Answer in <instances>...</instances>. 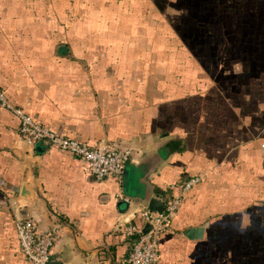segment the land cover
<instances>
[{
	"label": "crops",
	"instance_id": "0c3cea01",
	"mask_svg": "<svg viewBox=\"0 0 264 264\" xmlns=\"http://www.w3.org/2000/svg\"><path fill=\"white\" fill-rule=\"evenodd\" d=\"M198 3L0 0L10 104L56 133L131 148L126 182L94 180L71 152L22 141L0 105V264H32L18 208L55 232L50 260L126 264L138 210L190 176L158 263L264 264V0H220L215 22Z\"/></svg>",
	"mask_w": 264,
	"mask_h": 264
},
{
	"label": "built area",
	"instance_id": "2783aa9c",
	"mask_svg": "<svg viewBox=\"0 0 264 264\" xmlns=\"http://www.w3.org/2000/svg\"><path fill=\"white\" fill-rule=\"evenodd\" d=\"M0 105L15 113L19 118V138L27 144L37 140L45 141L56 150H67L87 164L89 176L94 180H102L115 176L119 180L126 161L131 156V148L121 146L116 142L99 140L93 145L76 138L56 133L46 125L14 107L7 100L0 87ZM264 148V142L260 144ZM197 176L186 177L178 182L170 183V190L161 210H138L139 223L129 225L126 233L130 236V245L125 256L126 264H159L158 234L170 224L171 215L177 209L182 194L197 181ZM148 228L143 232L142 227ZM16 241L19 250L26 260L32 264H48L50 247L55 239V232L50 229H40L30 217L19 218L14 215Z\"/></svg>",
	"mask_w": 264,
	"mask_h": 264
},
{
	"label": "water",
	"instance_id": "95a60500",
	"mask_svg": "<svg viewBox=\"0 0 264 264\" xmlns=\"http://www.w3.org/2000/svg\"><path fill=\"white\" fill-rule=\"evenodd\" d=\"M122 176H123L124 182H126V170H125V167L123 168ZM20 193L21 194H25V193H27V190L24 187H21L20 188ZM162 206H163V202L160 201V200H157L155 198H149L148 201H147V208L148 209L161 210L162 209ZM16 211H17L16 212L17 213L16 214L17 217H19V218H25V217H27L25 215V211H24L23 208H18ZM147 228H148V224L145 223L143 225V227H142V231L144 232ZM201 231H202V227L195 226V227H189V228H187L184 233L188 237H191L193 235L199 236L200 233H201ZM48 264H60V262L57 261V260H49L48 261Z\"/></svg>",
	"mask_w": 264,
	"mask_h": 264
},
{
	"label": "rangeland",
	"instance_id": "374dc122",
	"mask_svg": "<svg viewBox=\"0 0 264 264\" xmlns=\"http://www.w3.org/2000/svg\"><path fill=\"white\" fill-rule=\"evenodd\" d=\"M193 1V0H192ZM225 2L226 1H228V2H230V1H232V0H224ZM178 2V1H177ZM202 2H204V3H207V5L208 4H211V8H210V11H209V17H208V19L211 21V22H215V19H216V14H217V12H218V10H217V3L218 2H220V0H207V2H205L204 0H199V3H202ZM199 3L197 4L198 6H199ZM194 5H196V4H194ZM229 12L227 11V10H225L224 11V15L225 16H228V17H230V15L228 14ZM234 13V12H233ZM237 13L239 14V13H241V11H237ZM193 24H196V23H194V22H192ZM208 33H211V28H210V26H208V31H207Z\"/></svg>",
	"mask_w": 264,
	"mask_h": 264
}]
</instances>
